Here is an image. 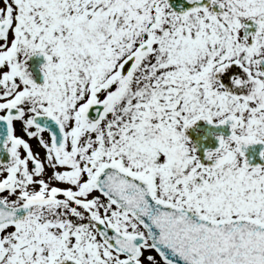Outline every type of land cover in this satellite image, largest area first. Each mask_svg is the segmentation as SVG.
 <instances>
[{"label": "snow or ice", "instance_id": "obj_1", "mask_svg": "<svg viewBox=\"0 0 264 264\" xmlns=\"http://www.w3.org/2000/svg\"><path fill=\"white\" fill-rule=\"evenodd\" d=\"M250 145L264 0H0V264H264Z\"/></svg>", "mask_w": 264, "mask_h": 264}, {"label": "flooded vegetation", "instance_id": "obj_2", "mask_svg": "<svg viewBox=\"0 0 264 264\" xmlns=\"http://www.w3.org/2000/svg\"><path fill=\"white\" fill-rule=\"evenodd\" d=\"M29 70L33 73L34 78L36 79V82H41V73L39 71V67L41 64H39L38 61L34 62V64H31V60H29Z\"/></svg>", "mask_w": 264, "mask_h": 264}, {"label": "water", "instance_id": "obj_3", "mask_svg": "<svg viewBox=\"0 0 264 264\" xmlns=\"http://www.w3.org/2000/svg\"><path fill=\"white\" fill-rule=\"evenodd\" d=\"M244 151H245V150H244ZM245 154H246V156L252 157V154H251V153H248V152L245 151ZM258 155H259V152H257V156H258ZM253 157H254V156H253ZM251 162L254 163L255 161H250V163H251ZM258 163H259V164H262V162H259V161H258ZM258 163H257V164H258Z\"/></svg>", "mask_w": 264, "mask_h": 264}]
</instances>
